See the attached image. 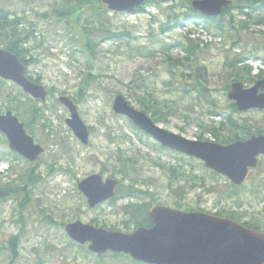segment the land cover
<instances>
[{
	"label": "rangeland",
	"instance_id": "374dc122",
	"mask_svg": "<svg viewBox=\"0 0 264 264\" xmlns=\"http://www.w3.org/2000/svg\"><path fill=\"white\" fill-rule=\"evenodd\" d=\"M49 1L42 0L38 6H35L34 11L28 8V18L25 23L26 28L34 34L29 42L32 46L29 52L32 58L30 55L26 56L30 64L27 69L28 75L36 77L41 74V82L50 93L44 101L50 107L46 111L49 125L42 127L36 120L31 128L35 141L45 147V152L36 161L38 164L34 169L42 174L44 180L34 187L35 197L39 198L37 205L24 212L26 220L23 225L24 231L21 230V224L14 220L18 217L14 201L8 200L0 204V258L1 254L6 252L2 248L3 242L11 235L21 233L19 256L13 264H96L97 255L89 251L86 244H78L70 240L64 230V224L79 219L89 224H94L91 220H96L100 225L122 226L123 215L117 211L129 199L117 198L113 203L109 200L90 207L76 186L77 180L94 172L100 173L103 170L102 174L108 176L112 166L118 164L116 158L119 154L124 157L134 156L138 164L144 166L141 171V180L144 183L141 187L147 188L153 194L151 196L154 205L176 207L175 203L179 202L182 204L180 209L190 210L189 207H199L210 213L234 209L243 215L241 221L249 219L251 214L261 213L260 218L264 216V201L251 191L260 186L259 177H264L261 168L251 170L239 200L235 197L225 198L216 191L208 190L211 185H214L216 190L225 187L227 183L225 176L220 174L212 176L208 168L198 159L162 148L152 137L135 128L124 116L115 114L111 108L113 97L118 93H121L134 107L139 108L134 92H142V86L146 83L153 94L162 101L167 121L160 122L159 125L189 139H197L201 128L198 127L195 118H199L203 123H209L212 119L217 123L224 121L228 113L232 112L228 108L231 101L223 88L233 81V73L224 63L226 54L233 57L235 53H240L244 57V62L252 67L251 74L254 76L259 72L258 68L264 71L262 58L264 57L262 32L264 24L254 25L248 22L246 27H240L242 17L234 19L223 17L225 23L223 35L216 34L217 29L213 25L207 28L206 22L191 23L188 20H179L181 25L172 23V27L160 31V24L165 20L164 14L171 10V6H177L181 0L149 3L144 6V11L138 14H114L109 11L108 26L113 30H128L133 38L103 40L94 58L90 51L84 49L81 53L78 50L82 48L81 42L71 41L70 34L62 23L44 15ZM15 2L16 0L2 1L0 8L20 10L22 5L18 1ZM260 5L262 7H259L258 18L263 19L264 23V4ZM218 19L221 18H217L214 22ZM235 27H239L238 30ZM190 29L192 32L189 37L211 43L210 47L198 51L197 63L199 67L206 66L204 82L211 88L210 93L216 99L218 106H224L220 117L207 114L206 110L209 106L207 101L210 97L198 101L194 93L183 91V88L188 87L180 77L184 68L177 67L175 62L167 61L166 54L160 49L162 40L167 43L173 42ZM237 38L239 44L232 47L231 43ZM154 49L156 51H152ZM169 53L178 58L185 55L180 48L170 49ZM86 58L90 60L89 63ZM89 69L94 73L101 72L103 75L82 91L76 102L80 117L91 128L89 142L82 144L65 123L69 111L58 101V97L60 95L77 97L79 78ZM170 72L174 73L173 77ZM241 82L245 87H249L255 81ZM13 84L11 81H6L0 85L2 113L8 110V98L15 99L20 92L18 86ZM61 91L64 94H61ZM232 114V120L240 125L264 128V110L250 109L234 111ZM19 119L23 122L20 117ZM30 119L29 117L27 120ZM50 127L53 133H57L59 139L60 136L63 137L64 145L54 144L52 139L54 134H47L51 130ZM241 128L240 126L238 131ZM221 133H227L226 129ZM203 138L202 140H213L209 132H205ZM0 151L10 150L7 144L1 143ZM10 158L0 159V178L3 180H7L8 174L9 176L11 174L7 170L11 162L15 164L11 178L33 166V163L25 159ZM51 162L70 167V172L48 175L47 164ZM260 164V167H264V157L260 159ZM162 165L178 167L185 173H193V176L198 178L196 187L190 188L189 183L185 195L176 197L177 194L169 189ZM120 176L117 174L116 178L120 179ZM124 185H127V181L122 183L123 188ZM150 199L151 197L148 196L141 201ZM49 214L51 219H44V216ZM61 222L64 224H60ZM52 245L57 249L51 250L49 247ZM79 245L84 247V250L80 249ZM0 264L5 263L0 261ZM99 264H115V261L111 254L106 252L103 254V261Z\"/></svg>",
	"mask_w": 264,
	"mask_h": 264
},
{
	"label": "trees",
	"instance_id": "16d2710c",
	"mask_svg": "<svg viewBox=\"0 0 264 264\" xmlns=\"http://www.w3.org/2000/svg\"><path fill=\"white\" fill-rule=\"evenodd\" d=\"M6 0H0V2ZM11 1V0H7ZM22 5L20 10H12L0 8V47L5 48L14 54L17 55L19 60L27 66L29 63L26 60V56L30 55L31 45L29 44L34 34L32 31L26 28L25 23L28 18L27 11L31 9L35 10V6H38L42 0H16ZM160 0H150L145 4H141L136 6L134 12L142 13L144 11V6L149 3L159 4ZM191 0H181L177 6H171L170 11L164 14L165 20L160 24V31H163L166 28H170L174 25H181L179 20H188L191 22H196L202 18L198 12L192 9L190 5ZM264 3V0H263ZM254 5L255 3H250ZM48 8L45 10V14L48 17H52L55 21L62 23L64 29L70 34L69 39L73 42H81L82 48L78 50L82 53L84 49L90 51V54L95 58L96 53H98V49L100 47V43L105 39H130L133 38L130 31L122 29V30H113L108 26L109 20L107 19L108 12L110 10L107 9L106 5L102 2V0H50L47 3ZM29 8V9H28ZM19 11V12H18ZM117 14V12H113ZM249 17V18H248ZM221 19L214 22L216 19L211 18L210 20L206 19V27L209 25H213L217 32L216 34L223 35L225 29V23ZM203 21V20H202ZM255 23V24H264L263 20H259V18L250 17L249 14L246 18H243L241 21L240 27H246L247 23ZM232 26V24L229 22ZM234 25V24H233ZM210 28V27H207ZM237 30L239 27H235ZM192 30L186 31L184 35L180 39H176L173 42H164L161 41V50L166 54V60L175 62L179 67H183L184 70L181 71L180 77L183 78V81L188 85L187 88H183V91L186 93H194V97L200 101L201 98H209L207 101L209 106L207 108V114L212 117H220L223 114L224 106L217 104L216 99L212 97L210 90L211 88L204 82V76L206 74V66H198L197 63V55L198 51H201L203 48L210 47V42H202L199 38H191L189 34ZM264 33V31H262ZM239 38V37H238ZM238 38L231 43V46H237L239 44ZM225 42V40L223 41ZM180 48L184 51V56L181 58L174 57L169 53L170 49ZM228 50V49H227ZM152 51H156L155 49ZM255 51V50H254ZM242 53V52H241ZM252 53V51H249ZM258 55L257 51L255 52ZM30 58L31 55H30ZM263 61H264V57ZM86 61L89 63L90 60L86 58ZM225 66L228 67L233 73V80L239 81H256L260 78L264 77V71L260 70L258 74L255 76L251 74L252 67L244 62V57L240 53H235L233 57H230L226 54L224 59ZM30 65V64H29ZM189 70L188 72H185ZM171 76H174V73L170 72ZM103 75L101 72L94 73L91 69H89L83 76L79 78L78 81V90L76 92L77 97L75 102L79 100V96L81 92L86 90L90 84H92L95 80ZM35 82H41L42 76L38 74L36 77H30ZM189 79V80H187ZM4 82L0 80V85ZM15 85V84H13ZM16 86V85H15ZM19 88V87H18ZM142 92H134V96L136 97V101L139 104V109L144 112L150 114L151 118L157 122H166L167 118L164 114L162 101L158 99L157 96L153 94V92L145 85L142 86ZM225 91H228L229 84L225 85ZM20 89V88H19ZM119 92V91H118ZM64 94L63 91L60 92ZM121 94V93H118ZM8 109L12 110L15 115L20 117L23 120L25 129L34 136V132L32 131V127L35 125V121L37 120L42 127L49 125L48 117L46 115L47 109H49V105L47 102H40L38 99H34L25 94L21 89L18 93V96H15V99L12 97L8 98ZM228 108L234 112L236 111L235 105L233 102H229ZM232 112L228 113L225 117L224 121L214 122V120H210L209 123H203L199 118H195L197 120V125L201 128V132L197 135V139H204L203 134L205 132H209L213 136V140L222 144H227L239 139H246L253 133H264V128L262 127H246L244 124H238L235 120H232ZM30 120H27L28 118ZM242 127L240 131L238 129ZM38 128V127H36ZM51 128V127H50ZM90 128V127H89ZM135 128H137L135 126ZM91 129V128H90ZM140 130L139 128H137ZM223 129H226L227 133H221ZM54 134L53 142L55 145H64L63 137L60 136V139L57 136V133H53V129L51 128L50 132L47 134ZM0 144H7V139L0 134ZM164 148V147H162ZM11 157V158H10ZM21 158L16 153L11 151H0V159H13ZM118 161L117 165L112 166V171L108 176L116 177L117 174H120L121 178L120 184L117 188L116 196L112 199V203L117 198H127L129 199L126 203H123L117 213H121L123 215V220L121 222L122 226L118 227L116 225H107V224H99L96 220H91L96 226H100L107 229L113 230H122V231H131L133 228L137 226H150L152 224L151 216L149 215V207L153 202L151 192L146 189H143L141 186L143 185V181L141 180V171L144 169V166H140L137 162V158L134 156H122L119 154L116 158ZM38 163H33V166L26 170L19 172L16 174V177L12 176V172L15 171V164L11 162L8 167V172H10V176L8 174V179L3 180L0 178V204L3 202H7L8 200H12L16 206V212L18 213V217L14 218L16 222L21 224V230L24 231L23 225L25 224V214L30 207H33L39 198L35 197L34 187L37 183L44 180V177L38 170H34ZM48 175H54L56 173H68L70 172V167H64L61 165H55L54 162L48 163ZM164 168V174L168 179V186L170 191L176 193V197H181L185 195L186 188L190 183V188L196 187V180L198 179L196 176H193V173L188 172L185 173L183 170H180L178 167L170 166ZM264 171V167H259ZM109 171V168H107ZM212 176L217 175L214 171L209 170ZM100 173H103L101 170ZM259 187H255L251 189L253 193L260 197L261 201H264V177H259ZM127 181V185L122 186V183ZM181 182H183L181 184ZM226 185L223 188L218 190L215 189L214 185H211L208 188L209 191H216L220 195L225 198L235 197L237 200L240 199L242 194V190L245 185H234L226 180ZM176 184V185H174ZM150 196L151 199L149 201H141V199ZM136 199V200H132ZM177 208H181L182 204L179 202L175 203ZM42 208V207H41ZM47 209V208H42ZM190 210L199 209V207L193 208L189 207ZM50 211V209H47ZM216 215L220 216H228L230 218L235 219L241 224L256 228L264 231V216L261 218L259 214H251V217L246 220H242L243 215L240 214L237 210H219ZM44 219H51V214L44 216ZM60 224H64L61 222ZM21 233L13 234L9 239H6L3 242L2 248L6 250V252L2 255L0 261L5 264H13L18 259V247L20 244ZM80 249L84 250L81 245H79ZM51 250H56L57 247L52 245L49 247ZM112 259H114L115 264H146L143 262H137L126 254L122 253H110ZM97 263L103 261V255H97ZM40 261V259H39ZM41 262V261H40Z\"/></svg>",
	"mask_w": 264,
	"mask_h": 264
},
{
	"label": "water",
	"instance_id": "95a60500",
	"mask_svg": "<svg viewBox=\"0 0 264 264\" xmlns=\"http://www.w3.org/2000/svg\"><path fill=\"white\" fill-rule=\"evenodd\" d=\"M146 0H102L112 11L132 12ZM229 0H192L191 5L201 15L211 17L220 13ZM0 77L19 85L31 97L45 100L47 91L29 79L26 68L13 52L0 48ZM239 111L264 109V78L245 87L234 81L227 93ZM59 101L70 115L65 122L82 144L88 143L89 131L77 106L68 96ZM112 110L127 117L135 126L162 146L195 157L215 172L224 174L236 185L242 184L250 171L257 168L259 156L264 155V134H253L245 140L226 145L214 141L189 139L155 123L145 112L135 108L122 95L112 100ZM0 132L8 139L9 148L29 161L44 152L42 145L29 135L24 124L11 111L0 113ZM116 178H103L92 173L77 182L88 206L104 202L115 195ZM152 225L139 226L132 232L96 227L81 220L65 224L68 236L77 243L89 242V251L124 253L136 261L148 264H264V232L244 226L229 217L201 210L185 211L165 205L149 210Z\"/></svg>",
	"mask_w": 264,
	"mask_h": 264
},
{
	"label": "flooded vegetation",
	"instance_id": "af4514ba",
	"mask_svg": "<svg viewBox=\"0 0 264 264\" xmlns=\"http://www.w3.org/2000/svg\"><path fill=\"white\" fill-rule=\"evenodd\" d=\"M250 3L255 4L251 5ZM260 4H264L263 0H229L228 4L221 7L220 14L217 17L234 19L235 17H245L249 14L250 17L256 18L258 17L259 9L262 7Z\"/></svg>",
	"mask_w": 264,
	"mask_h": 264
}]
</instances>
